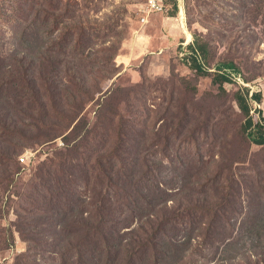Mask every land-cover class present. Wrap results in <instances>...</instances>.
<instances>
[{
	"label": "rangeland",
	"instance_id": "obj_1",
	"mask_svg": "<svg viewBox=\"0 0 264 264\" xmlns=\"http://www.w3.org/2000/svg\"><path fill=\"white\" fill-rule=\"evenodd\" d=\"M166 2L0 0V264H264V0Z\"/></svg>",
	"mask_w": 264,
	"mask_h": 264
},
{
	"label": "trees",
	"instance_id": "obj_2",
	"mask_svg": "<svg viewBox=\"0 0 264 264\" xmlns=\"http://www.w3.org/2000/svg\"><path fill=\"white\" fill-rule=\"evenodd\" d=\"M176 9H177V7H176ZM149 24L153 25V22L150 20ZM148 27H150V26H148ZM158 34L159 33L156 32L155 41L159 36ZM25 40H26V38H25ZM190 50H191L192 68L199 73H204L205 68L201 64V63H203L201 61V59L203 58L202 54L205 53V49L203 51V47L200 46L199 44L195 43V44L190 46ZM47 60L49 61L50 58H48ZM224 67H228L232 71H234V73L239 74V71H238L236 65L233 63L226 64V66H224ZM222 69H224V68H222ZM222 69H220V70H222ZM14 80L15 79L13 77V78L9 79V82H13ZM231 80H232V78H230V74H227L226 72L222 73V74H217L214 78V82L216 84H223L224 82H230ZM34 84H35V86H38V83L36 81H34ZM251 99L255 100L258 103H261L262 102V95L261 94H255L253 96V98H251ZM236 103H237L240 111L246 117V121L243 125V129H244L245 133H247L246 135L249 137V139L254 144L259 145V146H264V124L261 123L260 121L256 120L251 115L252 109H251V105H250L249 90L248 89H244V90L239 91V94L236 97ZM5 116H6V114H3V115L0 114V121ZM0 134H1V132H0ZM0 148H2V145H0ZM0 157H1L0 164L5 165V166L9 165L13 160L10 156L9 157L4 156L3 154H0ZM6 173H9V171H7ZM138 205H142L141 201H138Z\"/></svg>",
	"mask_w": 264,
	"mask_h": 264
},
{
	"label": "built area",
	"instance_id": "obj_3",
	"mask_svg": "<svg viewBox=\"0 0 264 264\" xmlns=\"http://www.w3.org/2000/svg\"><path fill=\"white\" fill-rule=\"evenodd\" d=\"M146 8L150 14H169L170 6L166 3V0H146ZM26 160H24V163Z\"/></svg>",
	"mask_w": 264,
	"mask_h": 264
},
{
	"label": "crops",
	"instance_id": "obj_4",
	"mask_svg": "<svg viewBox=\"0 0 264 264\" xmlns=\"http://www.w3.org/2000/svg\"><path fill=\"white\" fill-rule=\"evenodd\" d=\"M161 15V14H160ZM159 18H161L163 20L164 23L160 24V26L158 25V29L160 30V32H162V34H166V30H167V27H169V29L171 30H174L175 32H177V34L180 32V33H184L185 32V29L184 27H182V25L178 24L176 25L174 21L172 20H176V19H171V18H164V16H158ZM154 23V21H152ZM155 28V27H154ZM175 33V35H177ZM165 36H168L167 34ZM137 42H138V39H137Z\"/></svg>",
	"mask_w": 264,
	"mask_h": 264
},
{
	"label": "bare ground",
	"instance_id": "obj_5",
	"mask_svg": "<svg viewBox=\"0 0 264 264\" xmlns=\"http://www.w3.org/2000/svg\"><path fill=\"white\" fill-rule=\"evenodd\" d=\"M181 13L185 14L183 8H182V12H181ZM147 25H148V26H152V25L149 24V22H148Z\"/></svg>",
	"mask_w": 264,
	"mask_h": 264
},
{
	"label": "clouds",
	"instance_id": "obj_6",
	"mask_svg": "<svg viewBox=\"0 0 264 264\" xmlns=\"http://www.w3.org/2000/svg\"><path fill=\"white\" fill-rule=\"evenodd\" d=\"M167 3V2H166ZM168 6H169V4H168ZM161 15H164V14H161Z\"/></svg>",
	"mask_w": 264,
	"mask_h": 264
},
{
	"label": "flooded vegetation",
	"instance_id": "obj_7",
	"mask_svg": "<svg viewBox=\"0 0 264 264\" xmlns=\"http://www.w3.org/2000/svg\"><path fill=\"white\" fill-rule=\"evenodd\" d=\"M181 12H182V10H181Z\"/></svg>",
	"mask_w": 264,
	"mask_h": 264
}]
</instances>
